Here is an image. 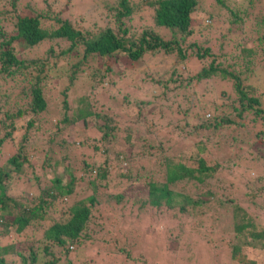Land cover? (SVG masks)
Here are the masks:
<instances>
[{"label":"trees","instance_id":"trees-1","mask_svg":"<svg viewBox=\"0 0 264 264\" xmlns=\"http://www.w3.org/2000/svg\"><path fill=\"white\" fill-rule=\"evenodd\" d=\"M16 1L0 0V76L16 78L22 86L15 112L0 106V154L13 146L0 163V264H90L89 254L100 247L92 245L93 239H110L95 233L101 222L93 217L102 203L118 223L125 217L139 226L136 233L130 227L124 231V246L117 252L125 261L118 264H147L146 251L137 246L140 241L149 244L147 250L150 244L155 249L167 224L185 225L191 209L198 213L204 208L216 216L219 211L229 214L233 234L226 246L231 261L264 264V224L256 218L258 205L248 190L250 182H264V78L254 69L258 61L264 67V11L249 20L246 10L252 0H212L206 6L199 0H115V8H107L114 10L110 25L82 27L84 20L75 23L55 13H20ZM145 12L149 23H130ZM211 30L216 36L208 35ZM232 33L238 42L230 41L234 49L229 64L216 56L214 47L223 51L221 40L232 39ZM158 53L170 62L161 72L154 66ZM122 59L134 68L142 66L140 72L159 84L160 92L133 83L121 94L107 96L106 108L103 102L99 108L98 101H89L88 94L79 95L72 97L79 115L67 118L68 87L52 93V78H60L59 84L64 79L68 85L85 82L100 93L112 65ZM228 64L233 70H227ZM61 65L67 66L65 74ZM250 75L256 80L244 85ZM142 94L158 95L154 101L135 100ZM247 114L251 118L245 123L251 120L256 126L252 147L258 159L237 154L219 160L211 152L218 146L210 144V135L225 138L222 129L245 124L239 119ZM131 115L137 117L128 119ZM199 130L205 136L185 141ZM221 144L219 149L231 148L225 139ZM213 180L229 185L217 192L205 186L191 194L174 190ZM32 183L36 193L29 195ZM56 202L64 208L54 217L49 209ZM42 220L39 236L28 232ZM159 223L162 230H157ZM211 232L198 231L195 243L208 247ZM103 249L94 251L106 255ZM99 259L91 264H112Z\"/></svg>","mask_w":264,"mask_h":264},{"label":"rangeland","instance_id":"rangeland-1","mask_svg":"<svg viewBox=\"0 0 264 264\" xmlns=\"http://www.w3.org/2000/svg\"><path fill=\"white\" fill-rule=\"evenodd\" d=\"M212 0H199L201 5L206 6L208 2ZM231 1L234 3H238L239 0H229V4H232ZM245 2V0H243ZM115 0H17L16 1V9L18 12H30V13H41L43 15H51L53 13L59 15L60 17H63L65 19L75 20V23L79 21L82 22V27L85 25L87 26L90 24L91 26H94L95 23H101L103 25H110V22L112 21V14L114 13V10H108V7H114L115 8ZM93 9L89 12V6H94ZM264 11V0H252V4L250 7L247 8L246 12L248 14L249 20L252 19V16L256 13H261ZM205 22H208L207 20H204ZM150 22V16L148 12L143 13L139 17L132 18V21L130 23L134 26H140L146 23ZM10 26L7 27V29ZM81 27V28H82ZM219 29V28H218ZM224 32V31H223ZM215 31L211 30V32L208 34L210 37H213L215 35ZM216 36V35H215ZM211 39V38H210ZM223 41V42H222ZM231 42L237 43V36L235 33H232V39H222V50H216V46L214 47V52L216 53V56L224 62V63H231L230 54H231ZM42 50V49H41ZM40 50V51H41ZM41 54V52H38L36 54H31L28 56H37ZM156 62L154 66L157 67L158 72H161L162 70L166 69L169 65V61L166 58L167 56L158 53L156 55ZM262 60H264V55H262ZM147 63L151 62V58L145 59ZM143 61H139V64H142ZM228 64L227 70H233V68ZM129 61L126 59H122L116 66L112 65V72L108 73L107 78L103 79L102 89L100 93L97 91V88H92L91 90L87 87H85V82H75L73 84L68 85L66 82V79H64L60 84L58 79L52 78V84H54V88L51 89L52 93H56L59 89H61L64 84L67 85L68 91L67 98L68 99V109H67V118L77 117L80 113V110L78 108V104L76 101L72 100V97H76L79 95L88 94L89 95V101L91 100L93 104L98 101L97 106L100 108L99 103L103 102V105L101 107L106 108L107 104H110L109 100H107V96L113 95V94H121L126 88H129L133 83L140 85L142 87H147L148 90H150L151 93H159L160 87L159 84H155V81H151L147 76L143 75V72H140L142 69V66L134 68L133 66H130ZM225 65V64H224ZM195 66H197L195 64ZM236 67V65H233ZM180 68H182V65H179ZM255 70L258 69L261 70L262 75L261 78H264V67L260 66L259 61L255 63L254 66ZM65 68L67 66L61 65L60 70L63 71L62 74H65ZM104 68H102V71ZM196 71V67L192 68L191 73H194ZM150 74L155 75V72H149ZM252 74V73H251ZM186 73L183 71L181 74V77H184ZM63 77V76H62ZM156 78V77H155ZM164 78H161L163 80ZM110 80L114 82L115 84H110ZM180 80V78L178 79ZM256 79L250 75V77L247 76L245 78V81L243 84H250L253 83ZM211 83V88L216 87L215 81H209ZM177 83V82H176ZM61 85V87L59 86ZM21 85L18 79L13 78L9 79L7 77H1L0 76V106H2V109L8 110V112H15L16 105L20 101L21 96ZM196 90H200L201 85H195L194 86ZM156 95V94H154ZM158 95V94H157ZM156 95V96H157ZM156 96H150V95H140L135 100L141 99H148L150 101H154ZM59 99V96H58ZM75 99V98H73ZM77 100V99H76ZM264 100V99H263ZM264 102V101H263ZM218 105V102L217 104ZM129 107V105H128ZM132 112L135 110V106L132 103V108H130ZM203 109H207L205 106ZM203 109L201 111H203ZM112 110H119V107L112 109ZM1 116V113H0ZM120 117H126L123 115V111H119ZM204 116L207 117L208 114L205 111ZM137 116H129L128 119H135ZM251 118V114H247L243 119H239L242 123L246 122L245 118ZM154 120L155 118H151ZM175 119V118H174ZM174 119L171 120V122L174 121ZM63 122H66L64 120ZM197 122V121H196ZM79 124V122H78ZM259 124V123H258ZM224 132L222 136H225V138H219L215 136L210 135L209 141L210 144L216 145L220 147L222 144L221 142L226 141V144L230 143L231 148L228 147H222V149H219L218 147H213V152L215 156L222 160L226 157H234L235 155H241L243 158H250V159H258L259 153L257 152V149H254L252 147V143L254 142L255 136L253 135L256 131L255 123L251 120L247 121V123L233 127L231 129H222ZM72 136V135H70ZM205 136V132L203 130H199L195 132L192 135H188L185 137V141H193L194 139ZM233 138L235 140H233ZM201 140H203L201 138ZM215 140L219 141V143H215ZM186 145L185 143H183ZM198 144V143H197ZM13 150V146H6L5 149H3V153L0 154V163L4 162V158L7 156V154L10 153V151ZM62 166H58L57 172L61 171ZM23 170L22 168L20 169ZM29 172L30 170L27 169ZM37 171V169H35ZM255 175V172H253ZM25 177H20V180L23 181ZM16 180V182H18ZM112 181L107 182V187L112 185ZM115 183V182H114ZM206 184V183H204ZM208 185H201L199 188L197 186H191V184L184 185V188L180 189L178 186L174 188L175 191L179 192L178 190L185 192L187 191L189 194H191L194 190L197 192L201 190L202 186H205L206 188H210L214 192L221 191L223 185H229L228 182H222L221 184L217 181L208 182ZM19 185V184H18ZM248 190H250V194L255 195L254 202L257 203V210L254 209L251 210V213L254 215L256 214V218L258 222L261 224H264V198L261 197V195L264 196V182H250L248 184ZM262 190V191H261ZM36 193L35 184L32 183L29 186L28 194ZM106 193V192H104ZM259 193V194H258ZM233 194H235L233 192ZM233 196V195H231ZM175 203V202H174ZM109 204L112 205V208L115 205L113 201L109 200ZM64 208V205L62 202H56V204L49 209V213L51 216H58L60 211ZM98 210L96 211L93 218H95V222H101L99 231H96L95 233L100 234L102 233L103 236H108V241L103 242V240H100L99 238L101 236H98L99 238L95 237L93 239L92 245L95 243L100 245V249H103V251H106L107 254L100 255L98 253H95V251L98 249L99 252L100 249L97 247V249L93 248L92 253L89 255L93 258V260H90L89 263H93L94 260H96L98 257H102V259L97 260L98 262H107L111 261L112 264H118V260H124L123 254L117 252L118 248L121 246H124L121 244V237L124 234V231L127 229H132L134 233H136L139 229V226L133 223L134 219L130 218L128 221H131L132 224H128L129 222L126 220L125 217L122 218V220L118 223V221L114 218V215L108 214L106 206H104V203H102L100 206H98ZM60 210V211H59ZM202 212L198 213H192V209L189 212V215L187 217L186 224L181 225L178 227L174 224H167L164 227V232L161 234L163 235L162 240H159V244L153 248L154 244H150V250H147V246H149L146 242H139L137 246L139 248H142L146 251V258H147V264H237V262L231 261L229 259L230 257V251L229 248L226 246L228 243V240H230L233 232L230 231V219L229 214L226 213V215H222L219 211V213L216 214L210 210V208L202 209ZM250 210V208H249ZM39 226L37 228H31L28 230V232L32 233L35 236H39L42 227L44 226V221H39ZM127 222V223H126ZM130 227V228H129ZM163 225L162 223H159L157 226V230H162ZM173 228V229H172ZM183 228V229H180ZM193 229V233H188L187 229ZM223 228V230H221ZM206 232V230H211V232L208 235V242L206 245L208 247H202L199 244L195 243L197 241V232L203 231ZM159 237V236H158ZM161 237V235H160ZM102 238V237H101ZM137 238V236H136ZM113 240H117L114 242ZM136 241V240H135ZM187 243H191V248L189 251H187ZM201 243L205 244V241H201ZM167 245L168 247L165 248ZM96 246V245H95ZM69 249H71L69 247ZM95 250V251H94ZM109 252V253H108ZM88 261V260H85ZM75 264H81V262H76ZM97 264V263H94ZM125 264V263H123ZM128 264H133V262H128Z\"/></svg>","mask_w":264,"mask_h":264}]
</instances>
